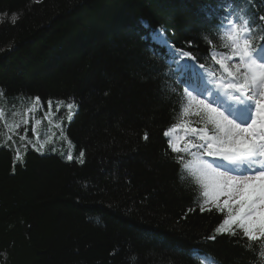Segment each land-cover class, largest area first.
Segmentation results:
<instances>
[{
  "label": "trees",
  "instance_id": "trees-1",
  "mask_svg": "<svg viewBox=\"0 0 264 264\" xmlns=\"http://www.w3.org/2000/svg\"><path fill=\"white\" fill-rule=\"evenodd\" d=\"M251 3L264 14V0ZM218 7L217 0H0L7 119L12 104L23 109L31 103L24 98L39 95L37 131L41 140L55 133L56 148L41 155L29 146L23 164L0 148V264H200V255L208 264H255L246 241L206 239L221 216L188 213L193 195L162 157V132L179 117V98L168 90L188 75L178 78L150 34L163 30L177 48L192 41L200 56L205 9ZM69 97L79 105L72 119L63 108L52 118L61 136L43 116L48 99L55 108ZM32 123L27 136L35 142Z\"/></svg>",
  "mask_w": 264,
  "mask_h": 264
},
{
  "label": "snow or ice",
  "instance_id": "snow-or-ice-1",
  "mask_svg": "<svg viewBox=\"0 0 264 264\" xmlns=\"http://www.w3.org/2000/svg\"><path fill=\"white\" fill-rule=\"evenodd\" d=\"M42 0H36L41 3ZM216 9H205L209 28L202 31L206 48L198 56L187 48H177L164 41L173 63H183L190 69L189 77L169 88L177 96L179 107L173 114L179 117L167 126L162 135L166 148L162 157L176 167L181 186L193 195V207L188 213H217L221 219L206 236L215 241L219 236L246 241L244 248L253 253L255 264H264V14L252 11L251 0H217ZM13 19V23H15ZM164 35L163 30L155 33ZM203 59V62H201ZM31 103L20 109L12 104V119H7V97L0 89V148L14 151L13 163H24L29 146L41 155L50 149L55 153V133L41 140L37 126L41 119L34 114L42 110L44 102L39 95L24 98ZM43 119L53 127L64 130L53 117L66 109L72 119L79 105L74 98L47 100ZM30 119L35 142L28 138ZM23 127V134L21 128ZM14 136L22 142L16 144ZM150 139L145 131L141 137ZM23 146L25 153L20 152ZM85 152L79 153L83 164ZM66 159L72 161L71 154ZM187 215V213L185 214ZM200 264H208L205 256H198Z\"/></svg>",
  "mask_w": 264,
  "mask_h": 264
},
{
  "label": "rangeland",
  "instance_id": "rangeland-1",
  "mask_svg": "<svg viewBox=\"0 0 264 264\" xmlns=\"http://www.w3.org/2000/svg\"><path fill=\"white\" fill-rule=\"evenodd\" d=\"M156 41L158 42V43H162V38H161V36H156ZM179 64H183L182 62L181 63H179ZM179 64H174V65H176L177 66V68L179 67L178 65ZM24 126H22V128H23ZM167 139V138H166Z\"/></svg>",
  "mask_w": 264,
  "mask_h": 264
},
{
  "label": "bare ground",
  "instance_id": "bare-ground-1",
  "mask_svg": "<svg viewBox=\"0 0 264 264\" xmlns=\"http://www.w3.org/2000/svg\"><path fill=\"white\" fill-rule=\"evenodd\" d=\"M142 20V19H141ZM62 115H64V119L65 120H67V116L65 115V114H67V112L66 111H62V113H61ZM69 121V119L67 120V122Z\"/></svg>",
  "mask_w": 264,
  "mask_h": 264
}]
</instances>
